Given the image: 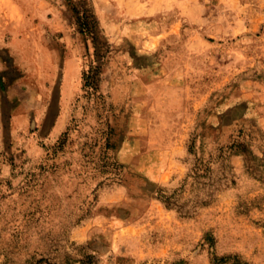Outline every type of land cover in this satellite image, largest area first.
<instances>
[{
  "label": "rangeland",
  "instance_id": "374dc122",
  "mask_svg": "<svg viewBox=\"0 0 264 264\" xmlns=\"http://www.w3.org/2000/svg\"><path fill=\"white\" fill-rule=\"evenodd\" d=\"M19 230L9 264H264V0H0V251Z\"/></svg>",
  "mask_w": 264,
  "mask_h": 264
},
{
  "label": "trees",
  "instance_id": "16d2710c",
  "mask_svg": "<svg viewBox=\"0 0 264 264\" xmlns=\"http://www.w3.org/2000/svg\"><path fill=\"white\" fill-rule=\"evenodd\" d=\"M87 3H83L81 11L73 7V16L76 19L75 22L79 28V32L81 35L85 36L87 40H90L93 44V55L94 59L92 62L87 65V67L83 70L82 73V90L84 91L82 97L88 98L93 101L95 104L100 103L101 100L104 99L105 94L101 89V82L105 79L106 75V63L108 58L113 54L114 50L111 44L107 42V38L103 34V29L101 28L98 19L95 17V13L93 9ZM106 39V40H105ZM237 147L240 151L244 152L247 149V145H231L226 147L218 148L217 155H213V166L219 163L223 171L216 177V181L213 184V188H216L215 184L224 181L228 178L229 174H232V166L229 163V156L232 154V151H228L227 149H234ZM191 152L193 151L191 147ZM229 152V153H227ZM250 154V153H249ZM207 170V169H205ZM216 173V170L213 168V174ZM200 175V174H199ZM198 174H194L193 176L199 177ZM217 176V175H216ZM198 179V178H197ZM196 180V178H195ZM219 189V188H217ZM158 198L161 199L167 206L175 207L182 211L183 214L189 215V211L184 210V206L174 203L172 199V195L165 192V190L160 189L158 191ZM200 204H206L207 200L204 199L198 201ZM22 230L15 232L13 240L11 241L10 247L4 249L5 252L0 251V264H9L13 255V252L20 247V249L30 251L29 243L22 241L20 234ZM37 253H33L30 255V258L25 259L24 264H69L67 261H56L52 263L49 258L42 257L39 258ZM46 258V259H45Z\"/></svg>",
  "mask_w": 264,
  "mask_h": 264
}]
</instances>
